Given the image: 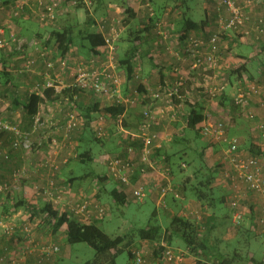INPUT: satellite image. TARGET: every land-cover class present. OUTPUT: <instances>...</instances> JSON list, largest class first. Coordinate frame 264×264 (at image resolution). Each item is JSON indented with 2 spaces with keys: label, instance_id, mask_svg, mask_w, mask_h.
I'll return each instance as SVG.
<instances>
[{
  "label": "trees",
  "instance_id": "1",
  "mask_svg": "<svg viewBox=\"0 0 264 264\" xmlns=\"http://www.w3.org/2000/svg\"><path fill=\"white\" fill-rule=\"evenodd\" d=\"M81 1L86 3V0H65L64 3L61 5L62 8L61 11L65 9L63 8V6L66 7V5L70 4L71 2H77L76 5H73L75 10L77 11L84 10L85 8L82 6ZM172 1L174 2L175 6L177 5L178 9L181 10L185 5L189 3V1L192 0H172ZM148 3L152 8H154L151 5L150 0H148L146 4ZM3 7H6V5H4ZM6 9L9 10L8 8ZM126 10L130 14L133 12L130 9V7H128ZM153 10H154L153 16H150V13L147 11V16L150 21L149 23H147V25L151 24L152 28L157 31V27H156L157 21L160 19L161 17L160 14L162 13V11L160 10H165V9L162 8L157 11L155 9ZM13 12L14 11L11 12L12 13L11 18L14 20L21 19L23 17V14H25V10L20 11L19 15H15V13ZM31 15L34 16L32 12ZM186 15L187 14H185L183 19L176 24V33L175 32L173 33L177 34L178 31H181L180 40L188 42V40L191 38L189 36L192 32H201L205 30L206 21L198 22L194 20L192 17H188ZM86 16L87 19L86 22L84 23V28L80 29V31H78L77 34H75L77 28V26L75 25H65L61 28H58V27H45L39 23L42 27L49 29V35L47 40L48 42L44 44V48L46 49L50 48L52 52L55 49L56 53L53 54L51 52L52 56L49 55V57H47L46 59L48 62L53 63L54 65L53 69H47V63L44 61L40 60V64L38 63L39 61L37 62L36 67L38 71L41 70V72H43L44 75L37 74L39 76L38 81H36L35 85L33 86L34 88L36 85L40 86L41 91H34L31 94H27L23 100L24 101L23 111L25 115L28 116V120L30 121L27 122L30 126L25 131H30L33 123V118L40 112L41 106L49 105L55 102L59 103V101L64 102L65 99H68L70 102H74L75 104H77L76 98H78L79 95L83 93L78 89H72L66 86L60 92H58L56 89L57 86H60L58 85L59 84L58 81H55L56 83L54 82L56 87L54 86L51 88H44V87L42 88V85L46 81L45 74L49 73V75L52 76V78L54 79L55 70L57 69V67L59 68V65H62V61L68 62V58L72 56V50L74 48L80 49L81 53L88 58V62L90 63L91 61L92 65L88 66L89 70L92 69L98 70L101 67V63L105 61L106 54L103 51L104 48L106 47L105 37L98 28L97 22L95 21V18L92 16V13H90L89 10H86ZM34 19L36 20V17ZM129 20L130 19L126 20L125 24H127ZM126 26H129L130 28L129 24ZM149 29H150L149 27H146L144 29L139 27H137V29L135 28L130 29L129 30L130 36H128L127 39H124V41L127 43V48L124 49L125 54L124 55L116 54L118 71L120 70L124 71L126 76L124 84L126 90L129 91V93H131L130 97H132V99L137 98V92L138 93L140 92L139 88H141L140 84H142L141 77L139 81H135L137 74L142 69L141 66L138 65L140 64V62L137 60V57L139 54L143 52L142 47L146 46L145 36L149 32ZM159 38H160V42H162L163 37H159ZM164 39L166 41V39L168 38H164ZM13 47L14 45L11 46L10 48L2 49L0 51L3 50L14 51L15 49H13ZM95 58H98V62L96 61L97 59ZM1 74H4V71H2ZM137 85L139 86L137 87ZM133 91L135 92L132 93ZM165 92L169 93V91H165ZM179 94H180L179 96L173 97L175 104H179L183 100V98L181 97L184 96L185 92L180 90ZM125 96L128 97V94H126ZM152 96L153 94L150 96L151 99ZM138 102L139 101L137 99L136 105H132L129 108L136 107ZM129 108H127L124 104H119L117 102H114L109 107L105 109H101V106L97 101L83 109H80L79 110L80 112L77 111L83 117V124L73 128V130L68 134V140L69 139L72 140V142H75V145H77L76 148L77 153L74 157H71V159H69L65 165L67 167L69 165H74V164L76 165L80 164L85 166L91 162H95L97 156L95 155L94 150L90 146H88V143H97V144H101L102 146L104 144V140L98 137L93 129L94 122L97 119L96 115L100 113H104L103 115H107L106 119L113 120L114 123L115 122L117 123L119 117H122L123 118L122 126L125 130L129 131L128 129L130 128V126L127 124L124 118V115L126 114V111ZM205 119L206 117L204 114V107L202 105L189 104L188 114L186 117L187 120L186 129L188 133L194 134L193 138H189L188 136L186 138L180 137L175 140V144H174V147L175 146L180 147L182 146V144H186V146L188 145L187 148L191 149L190 154L192 155L190 156V159H186L185 161L179 163L178 168L180 171H182L185 169L186 166L193 165L195 167L192 175L186 177L182 181L181 186L183 187L185 198L192 199L198 205L201 219L198 220L199 217L186 216L184 212H180L172 217L171 224L170 226L166 227V229H164L162 225L156 222L155 220H153V223H149L148 226L140 228L137 231V235L141 242H155L158 245V247H156L155 251H153L152 253L151 261H147L150 264H166L165 252L167 250V247H171L176 253L179 251L188 253L190 257L192 256L197 260L198 264H235L237 258H239L238 257L239 253L237 251L233 255L228 256L220 252L219 250H216L214 246H211L209 240L210 239L209 234L215 226L212 224L216 223L218 219L233 220V214L235 212H239L240 207L238 209H234L232 206V203L233 201H235V196L238 193V191L234 188L230 179L226 177L225 172L222 173V169H224V165L222 163H219L214 167H210L207 163L206 151L211 146V144H207L206 142L205 143L203 142L205 138L202 136L200 130V125L205 121ZM140 120L141 121L139 123V127L143 120V114ZM247 121L249 122L248 119H246V122ZM138 131L139 128L138 130L137 129L135 130V132ZM87 134L90 135L91 137L93 136L94 140H92L91 142L88 141L86 137ZM233 138L239 139L238 137H233ZM201 142L203 144L202 151H199L200 147L198 148L199 145L198 143L201 144ZM194 143L196 146L195 148L192 146ZM122 144L125 148V154H123L122 156L126 155V148H127L126 145H132L133 147L136 148L138 147L139 151H141L143 147L142 142L140 140L139 141L137 139L134 140L132 139V137H129L127 139L122 138ZM243 147L244 146L241 145L240 142V150L243 152L246 149L251 151L252 154L251 156L260 157L263 156L264 154L263 151L253 143L248 144L247 148L246 147L243 148ZM187 148H185L184 150L178 153L171 155L166 153V151L164 150L163 157H165L167 160L161 157L162 161L165 164L164 170L168 169L170 171L169 174H172L174 185L176 184L175 182L176 180L174 179H176L177 177L174 175V172L172 171L173 169H171L172 159L173 157H175L176 154H180V155L183 154V156L189 155ZM156 151H161V149L159 148L155 149L153 156L155 155ZM59 175H60V170L54 177L49 176L48 178V180L50 179L55 181V188L53 189V192L56 197L58 196L63 197L64 189H71L66 186L67 185L66 182H68L70 186L71 184L74 185L75 183L82 182L83 180L89 177H92V179L94 180V184L99 188L101 192L107 191L106 183L107 181H109V174L100 175V174H96L95 172H92L91 175L88 174L76 175V173L73 172L71 174L72 178L68 180L64 179L63 181L60 180V178L58 177ZM7 184L11 186L13 184V181L12 180L8 181ZM167 185L165 184L164 186H162V188H164ZM225 188H228L229 191H226ZM186 190H191V191L186 192ZM231 192L233 194L234 199L233 197L230 198ZM109 193L116 206L121 207L129 204L128 195L117 186L112 188ZM248 193L258 196L252 192H247V194ZM95 200H96L95 202L98 205L104 208L103 204H101L100 202L101 200L100 195H98L97 199ZM173 202H176L175 198ZM22 208H27L29 209L28 210L29 214L37 216L38 218H42L40 226H46L47 228L51 229L52 233H54L55 235H57L58 233H63L65 235V242L67 244L72 246L77 244H86L89 248H91L95 252L96 256L94 259L88 260L83 264H118L117 259L124 250H127L129 252V257L131 260L133 259L134 262L135 259L134 251H131V249H129L130 246L134 244L132 235L125 234L123 236L120 235V236L112 237L99 226L100 222H102L105 219L106 211H105V216L102 220L98 221L92 219L91 221H87L83 217H78L77 215L69 211L67 208L64 211H61L59 205H56L54 203L44 202L42 205H39V203L35 201L34 198H32V200L21 198L12 207L10 213L13 214L15 212H18ZM224 211L226 212V214H224ZM93 214L96 213L92 212L91 215ZM153 216H156V212L154 213ZM241 216L243 217L242 214ZM250 219L253 218L251 217ZM242 221H249L250 226L249 227L244 226L242 224ZM235 226H239V230L240 231L242 230L243 232L245 230L246 232H251L253 228L256 227V225L253 226V224H251V220H249L248 217H245L244 219L239 221V224ZM162 239L164 240L165 243L162 241ZM9 243H11V246H13V239H11ZM174 244H177L178 248L174 249L172 247ZM6 252H7L6 249H2L0 251V255L3 256ZM187 256L188 255H185V257ZM249 259L251 264H264V259L260 260L254 257H251Z\"/></svg>",
  "mask_w": 264,
  "mask_h": 264
},
{
  "label": "built area",
  "instance_id": "2",
  "mask_svg": "<svg viewBox=\"0 0 264 264\" xmlns=\"http://www.w3.org/2000/svg\"><path fill=\"white\" fill-rule=\"evenodd\" d=\"M64 0H34L36 2V8L32 10V14L36 17V20L45 27H54L58 22V18L61 13V5ZM218 7H226L229 11V19L219 24L221 33L227 32H243L244 36H250L252 28H247L250 23V17L246 12L247 6L250 7L257 2V0H248L246 6L236 4L233 0H217ZM74 5L77 2H73ZM148 12L150 16L154 15V10L148 3ZM22 8L17 9L15 15H19ZM15 12V11H14ZM56 27V26H55ZM98 28L105 37L106 47L104 48L106 60L101 64L98 70H89L86 68H80L79 73L74 77L71 84L67 87L72 89H78L82 92H90L94 94L106 95L116 101L119 104H124L127 108L132 106L135 101L127 96H122L121 87L123 81L118 76L117 66V43L120 39V29L115 28V25L108 23H99ZM120 28V27H119ZM255 29L260 34L264 33V21L259 20L255 25ZM221 33L213 34L211 38L205 42L199 38L191 37L184 47V55L194 62L193 67L199 68L200 66H212L218 65L221 53ZM25 42H22L16 37L15 34L7 35L4 28H0V50L10 48L13 45H17L18 48H22ZM34 46V43L32 44ZM41 56V57H40ZM39 58L41 61L47 63V69H53L54 65L48 62L46 53H41ZM38 61L28 59L23 65L22 73H35L38 75H44L43 72L38 71L36 65ZM39 63V62H38ZM63 67L66 68V61H62ZM64 68V69H65ZM46 81L42 85V88H51L55 86L54 79L49 73H46ZM141 75L137 74L135 81H139ZM247 86L239 87L236 93L233 95V104L238 109L240 114H244L245 118L251 122H255V128L259 133V137L264 140V79L261 84L247 83ZM181 86V85H180ZM180 86H175L168 93V97L173 103V97L179 96ZM56 87V86H55ZM57 86L56 89H63L66 85ZM40 86L36 85L34 91H40ZM163 89L160 88L158 92L152 96L153 101L163 100ZM33 91V92H34ZM226 91V85H220L218 87H211L207 89V93L211 97L222 95ZM183 98V97H181ZM255 101V107L251 106L252 101ZM174 104V103H173ZM59 105L67 107L62 108L61 111L64 116L65 124H61V121H49L45 120L41 110L33 118L32 127L30 133L23 132L19 129L18 125L9 123L0 116V130L8 132L13 135L11 147L13 150L29 151L33 149L30 144V135H40L41 132L46 135L47 139L55 145L57 142L52 134L59 133L61 130L66 129L69 134L73 128L83 124V117L76 112V105L74 102H70L65 99L64 102L59 101ZM162 111L155 108H146L143 111V120L139 127L137 134H133L125 130L122 126L123 118L119 117L117 123L121 125L120 134L125 135V139L132 137L134 140H140L142 142V149L139 151L138 147L132 145H126V155H105L102 163L107 166L109 178L117 183V187L123 190L126 194L130 190L131 196L138 202H144L147 200L150 194L149 182V169H154V162L152 156L155 149L159 148V134L155 132L154 126L161 119ZM177 113L172 112L171 119L175 120ZM103 120L99 127L96 122L93 125V129L96 135L103 140L108 139V133ZM82 119V122L80 121ZM63 120V122H64ZM118 124V125H119ZM63 127V129H62ZM120 127V126H119ZM202 136L215 142L216 144H227L228 147L223 151V165L226 177L230 179L234 188L238 191L233 201L232 206L234 209L239 208L240 201L247 194L252 192L260 197H264V162L260 157H254L246 155L240 150V141L237 138H230L227 126L223 122H212L206 120L202 123L201 127ZM66 135L65 138H67ZM40 145V144H39ZM2 154V153H1ZM5 161L10 160L9 154H2ZM45 168L53 171V177L59 172V166L53 161H48L43 164ZM166 175H170L168 169L165 170ZM24 172L17 170L13 173L12 186L7 183H0V196L5 192L10 193L15 187V183L24 180ZM50 176V175H49ZM51 176V177H52ZM55 188V181L48 180L46 184L35 185L33 190V198L35 201H43L46 203H54L61 206V211L66 208L77 215L83 217L87 221L102 220L105 216V208L98 205L95 198H88L84 196L78 200L67 202L65 197L54 195L53 189ZM15 190V191H17ZM170 191L169 185L160 189V195L165 197ZM177 197V195H176ZM95 212L96 214H92ZM25 215V216H24ZM11 221L7 223H0V246L4 238H13L18 233L22 235V241L25 245L24 259H18L13 254L0 255V264H63L58 260L60 253V247L56 243L46 244L37 241L35 237V228L39 227L42 218H38L28 212L26 214L20 211L13 213ZM242 219L240 212L233 214V223L238 225ZM16 220H20V224L17 225ZM32 223H35L32 225ZM256 227L260 228V234L264 237V207L262 208L261 215L256 221ZM18 243V241L16 242ZM175 252L171 247H167L165 252L166 264H198L194 257H190L188 253ZM135 259L133 264H150L145 259V255L141 251L134 252ZM185 255H188L185 257ZM27 258V260L25 259ZM28 258L32 259L31 261ZM194 261L192 263V261Z\"/></svg>",
  "mask_w": 264,
  "mask_h": 264
},
{
  "label": "rangeland",
  "instance_id": "3",
  "mask_svg": "<svg viewBox=\"0 0 264 264\" xmlns=\"http://www.w3.org/2000/svg\"><path fill=\"white\" fill-rule=\"evenodd\" d=\"M28 1L30 2V4L31 3L33 4L32 9L34 10L36 8V2H34V0H25V5H28V3H29ZM64 1H63V3H64ZM113 1L116 3L117 6L116 5L112 6L111 9H109L110 12L107 11L105 8H102V9L100 8L97 11V14H98L97 18L99 20L97 22V25H99V23L105 22V23H108L110 25H115V28L121 30L120 31V39L117 43V55H124L125 54L124 49L127 48V43L124 41V39H127V37L130 36V31H129L130 29H133V28L137 29V27H138L137 26V20L134 17L133 12L131 14L129 12H127L126 9L129 6H127V4H125V2H123V0H113ZM233 1L236 4H238L235 0H233ZM147 2H148V0H144V3H145L144 7L148 11V8L146 6ZM0 3L2 5L1 0H0ZM131 3H132V1H131ZM204 3H206V4L204 5ZM217 3H218L217 0H204V2H203V0H192V1H189V3L183 7V10H184L185 14H189L188 15L189 17H192L196 21L201 22L207 16L206 11H210L209 9H211V10L217 12V14H218L217 20H219L220 23H222V22H225L229 19L230 13L226 7L220 8V9H224L225 12L223 10H218V11L215 10V8L218 6ZM70 4H72V5H70ZM70 4H67L66 7L63 6V8H65V9H63L61 11L60 16L58 18V22L56 23L57 24L56 27L61 28L65 25H75V26H77L75 34H77L78 31H80V29L84 28V23L86 22V19H87L86 10H89V12L92 13V12L96 11L97 9H96V6H93L90 3H87V2L85 3V2L81 1V4L85 9L84 10H78V12H77V10H75L73 7V5H74L73 2H71ZM166 4L172 5V4H174V2L172 0H155L154 1V7L157 10L161 9L162 6L165 7ZM22 5L23 4L20 2L17 4V6H16V3L13 4L12 6L10 5V7H3L4 5L0 6V28H4L7 35L12 34L13 32H11V31L8 32L6 30V28L8 29L9 27L5 26V23H6V21H10V18L12 15L11 12L15 11L13 13H17L16 9L22 8ZM123 5H124V7H123ZM6 8H8L9 10H7ZM204 12H205V14H204ZM162 13H163L162 14L163 18L160 17V19L157 21V26H156L157 31L155 30L156 32H154L157 35V36H155L157 38L156 43L161 45L159 37H163V39H162L163 42L165 41L164 38H168V39H166V43L164 42V45L166 46L165 51H167L169 55H172L173 57L174 56L177 57V60L182 62V65L179 68L180 70H185V68L186 69L188 68V70H189V67L185 64H189L190 62L192 63V60L188 59L184 55V50H183L184 56L178 53V52H181L179 49V43H178L179 41L173 40V37H175L174 33H172V32H174L173 28H170L171 26L169 24L165 23L166 22V16H164V12H162ZM224 13H227V15H228L227 20H224V17H225ZM128 19H130L129 22H127V24H125V21ZM134 20H136L135 24L133 22ZM37 23L39 24V22H37ZM128 24L130 25V28H129V26H126ZM46 30L48 32H45L44 37H48V35H49V29H46ZM218 33H221V31L219 29L216 31V33L214 32V34H218ZM13 34H15V33H13ZM148 34H150V33H148ZM225 34L226 33H221V37L223 38ZM16 37H18V36L16 35ZM145 40L148 41L151 45L152 41L149 39V37L145 36ZM22 42H25V41H22ZM31 47L33 48V50L35 51L36 54L29 55L27 57V59H25L24 65H25L26 60H28V59L29 60L33 59L35 61H39V64H40L41 59L39 58V56L41 55L42 52L46 53L47 57H49V55L52 56V53L53 54L56 53L55 49L52 52V50H50V48H48V49L44 48V43L34 42V46L31 45ZM144 47L145 46H143V48ZM22 48H18L17 45H14V47H13V49H16L17 51L22 50ZM148 48H149L148 46L145 47V49H148ZM74 49L76 50V48H74ZM227 49L228 48H225V50H227ZM49 53H51V54H49ZM178 55H180V56H178ZM181 57L182 58L184 57V59H181ZM95 59H97L96 61L98 62V58H95ZM105 60H106V57H105ZM137 60L140 62V64H138V65H140L142 67V65H144V61H145V59L143 58V55L139 54L137 57ZM188 61H190V62H188ZM150 62H151V60L148 59L149 66H151ZM219 62H220V59H219ZM219 62H218V65L216 66V68L220 66ZM89 65L91 66L92 64H91V61H90V63L88 62V58L86 56H83V55L81 56L79 54L74 53V54H72V56H70L68 58V62H66V68L63 67V65H59V68L57 67V69L55 70V73H54V76H55L54 82L58 81V83H59L58 85L65 86L63 84L62 80L66 76L69 75V77H71V79H74V77L77 75V73H79L80 68L88 69ZM226 65H228V64L226 63ZM191 66L193 67V63L191 64ZM211 67L208 66V71L211 72L210 74L212 75V77L210 79L211 82L210 83L204 82L203 85L200 84L199 86H196V88H195L196 90L197 89H201V90L199 93H197L198 91L195 90L197 95L192 94L191 100L195 103L198 96L205 97V101H206L207 107H208V109L206 111V115H205L206 120H210L212 122H223L227 126V128L229 129L230 126L234 125V124L232 125V121H233L232 115H234L236 120H241L242 124H244V120L246 119V118H244L245 115L240 114V112L238 111L237 108L234 109V106H233L234 104L232 105L231 103H229L225 109H222V106H221L222 97L224 94H226V91L224 94L217 95L214 98L209 96V94L207 93L208 88L210 89L211 87H218V86L224 85V84L226 85V90H228V91L230 90V89H228L229 83L227 81V79H228L227 75H229L228 73H230V71H232L231 68L229 66H225L224 68L217 70V69H214L215 67L214 68H211ZM201 68L204 69L205 67L202 66ZM196 69H198V68H196ZM219 71H221V72H220V74L217 75V72H219ZM204 73H206V71H204ZM29 74H32V73H29ZM183 74H184V72H183ZM183 74H180L178 76L179 77L177 80L178 83H175L174 87L181 85L180 82L184 80V78L181 77ZM118 76H120V78L123 82L125 81V77H124L123 72L120 73V71H118ZM124 87H125V84L123 83V85L121 87V92H122V90L124 91ZM166 91L170 92L171 90H166ZM236 91L237 90L235 89L234 92L236 93ZM134 92L135 91H133L132 93H134ZM83 93H87L90 96H94L99 100L101 98L102 99L105 98L106 103H108V104H110V102H112V104L114 102H116L106 95H100V94L96 95V94L90 93V92H83ZM165 95H167V97H168V93L163 91V99H166ZM122 96H124L123 93H122ZM130 96H131V93L128 94V97L132 98ZM133 100L135 101V103L133 105H136L137 98H133ZM2 101H3V99L0 100L1 105L4 103ZM62 108L68 109L67 107H62ZM62 108L59 105V103L55 102V103H52L49 105L41 106V113H42L43 117L45 118V120H49V121H51V120L56 121L57 120V121H59V119H56V117H57V114H61L60 110ZM0 116L3 119H5L6 121H8L9 123H12L14 125H18L19 129L21 131L30 133V131L23 130L20 127V125L18 124L17 120L11 121L10 119H8L7 114H6V110H1V107H0ZM105 116H107V115H105ZM101 118L102 117L100 116L98 118V120L95 121L97 124V127H99L101 122L103 121V120H100ZM80 121L82 122V119H80ZM113 122H114L113 120H110V123H113ZM64 124H65V120L63 122V125ZM118 124L119 123L115 124V128L117 126V129H119V131L120 130L122 131L121 125L120 124L118 125ZM185 125H187L186 119L182 120V124H181L180 128L183 129ZM201 125H200V127H201ZM62 129H63V127H62ZM242 129H243V125L240 126L239 131H242ZM116 131H117L116 129H114V131H112L111 129L109 131H107L108 136L111 140L109 141V143H107L109 139L104 140V143H105L104 146H102L101 144H97V143H88V146H90L94 150L95 155L97 156V158L99 157V159H96L95 162H91L85 166L80 165V164L72 165L76 175H78V174H80V175H83V174L91 175L92 172H95L96 174H100V175L109 174L107 166L102 163V160H103V157L105 155H112V156L116 155V153H114V150L111 149V146L114 147L115 146L114 142H116V140H119V137L122 136V134L120 135L118 133V131L117 132ZM156 131L157 130L155 129V132ZM2 132L3 131L0 130V133H2ZM129 132H131L135 135L137 134V132H135V131H129ZM164 132H166L167 134L169 133L168 131H164ZM157 133L159 134L158 131H157ZM244 134H245L244 132H241L239 134L234 133V136H232L231 138L238 137L240 139L242 136L243 137L245 136ZM66 135H68L66 129L61 130L59 133L52 134V136L57 141L55 143V145L50 142V139L48 140L47 137H45L46 135H44L43 132H41L40 135H37V134L30 135L29 139H30V144L33 146V148L35 150H38V149L44 150L45 149L47 151L46 157H44V162H43L44 164L51 160L56 165H58L59 169L61 170L62 166L65 165L68 162V160L71 159V157H74L77 153L76 152L77 145H75V142H72V140L69 139L70 140L69 141L68 137L65 138ZM193 135H194L193 133H189L188 137L193 138ZM86 137H87L88 141H90V142L92 140H94V137L93 136L91 137L88 134ZM159 137H160V135H159ZM124 138H125V135H124ZM169 139H171V137ZM242 139L243 138H241V140ZM160 140H161V137L159 138V141ZM166 140H168V139L166 138ZM110 142H111V144H110ZM203 142L204 143L206 142L207 144H211L213 147L215 145H217L221 149H222V147L223 148L228 147L227 144H216L215 142L212 143V141H209L207 139H204ZM198 144H199L198 148L200 147L199 151H202V145H203L202 142H201V144L200 143H198ZM74 146H75V149H74ZM187 146H186V144H182V146H180V147L175 146L176 153L184 150L185 148H187ZM192 146L195 148L196 147L195 143ZM30 151L31 150H29V152ZM49 151L50 152L52 151V152H51V154L48 155V153H50ZM187 151H188L189 155L183 156V154H181V155L176 154L175 157H173V159H172L171 169H173L172 171L174 172V175L177 177V178L175 177L176 179H174V180H176L175 185L172 182V174H170V175L165 174L166 173L164 170L165 164L164 165L162 164L161 159L158 160V162H157V165H159V169L157 168V170H158V172L161 173L158 176V178L160 177L159 179H161V177H162L163 180H166L167 184H168V182L170 183L169 186L173 190L169 194H171L172 196L174 195L176 202H173L174 198H172L171 201H169V199H166V197L169 194L166 197H162L161 195H160V197H158L157 195H154V196L148 197L147 200H145L144 202H138L131 196L130 190H128L127 194L129 195V197H128L129 198V204L126 206L119 207V206L115 205V203L112 200L111 195L109 193L111 191V189L115 187L114 180L109 178V181H107V183H106L107 191L103 194V192H101L99 190V188L94 184V180L92 179V177L86 178L82 182L75 183L73 186L71 185V187L69 186V183L66 182V184H67L66 186L68 188H71V189H64V197H65L67 202H69V201L72 202L74 200H78L80 198H83L84 196L92 199V198H95L97 195H100V197H101L100 202H101V204H103V206L105 208L106 216H105V219L102 222H100L99 226L107 234H109L112 237H116V236H120V235L123 236L125 234L132 235V239L134 240V244L132 246H130L129 249H131V251H134V252H137V251L143 252L145 255V259L147 261H151L152 253H153V251H155V248L158 247V245L155 242H141L138 238V235H137V231L140 228L148 226L149 223H153V220H155L156 222L160 223L164 229H166V227L170 226L171 221H172V217L175 214L180 213V212H184L186 216H195V217H199L198 220L201 219L198 205L192 199L185 198L183 187L181 186L182 181L186 177L191 176L193 173V170L195 168L193 165L192 166H186L185 169L182 171H180L178 168L179 163L185 161L186 159H190V156L192 155V154H190L191 149L187 148ZM221 153H222V151L220 153L219 152L215 153L214 155L209 154L208 157H206L207 163L210 167H214L215 165H218L217 161L220 160L219 154H221ZM61 156H62V160L59 162L57 160V158H59ZM10 160H8V161H10ZM25 168L26 167H24V168L21 167V168H18L15 170V171L21 170V172L25 173V175H24L25 179L22 181L20 180L19 183L18 182L15 183V187H20L23 183H25V181H29L28 177H27V175H28L27 171L28 170L27 169L25 170ZM47 170H48V172H47L46 176L48 177V174H49L51 177L53 175V171H50L49 169H47ZM65 174H66V179L68 180L69 177L71 176L70 171H66ZM12 175L8 180H13ZM8 180L2 179V180H0V182L1 183L2 182L7 183ZM157 181L158 180H155V182H157ZM40 183H41V185L46 184V182H43V183L40 182ZM159 184H160V182H159ZM35 185H40V184L33 183L31 186L32 191L34 190ZM151 189H152V187H151ZM160 189L159 190L156 189V190L160 191ZM225 189H226V191H229L228 188H225ZM15 190H17V189H14L11 192V194L5 192L3 195L0 196V223L5 224L8 221L12 220L11 217L13 214H11L10 211H11L12 207L17 203V201L19 199H21L20 194H17ZM189 191H191V190H186V192H189ZM176 195H177V197H176ZM232 197H233V194L231 192L230 198H232ZM233 199H234V197H233ZM38 203H39V205H42L43 201H38ZM166 203L168 205L167 209H166V205H165ZM243 204L244 203H242V200H241L239 207L241 208V206ZM60 209H62L61 206H60ZM28 210L29 209H27V208H22L19 211L23 214H26L28 212ZM155 212H156V216H153ZM224 214H226L225 211H224ZM242 219H244V218H242ZM16 223H17V225H19L20 220H16ZM34 224L35 223H32V225H34ZM242 224L246 227L250 226L249 221H242ZM212 225H215V226L209 234V237H210L209 240H210L211 246H214L216 248V250H219L220 252H222L228 256L233 255L237 251L239 253L238 254L239 258H237V261L235 262V264H251L249 261L250 260L249 258L251 257L252 254L253 255L256 254L257 257L259 256L258 258H260V256L262 254H264V249H263L264 237H262L261 235L255 234L254 231H251V232H246V230L244 232L242 230L240 231L239 226H235L232 219L231 220L218 219L216 221V223H214ZM34 231H35V237L37 238V241L42 242V243H46V244L56 243L58 246H60V253H59L58 258H59V261L64 263V264H83L84 262H86L88 260L94 259L96 256L95 252L91 248H89L86 244H77V245H73V246L69 245L65 242V235L63 233H58L57 235H55L54 233H52V230L47 228L46 226L36 227ZM0 232H1V228H0ZM12 239H13V246H11V243H9L11 241V238H4L2 241V244L0 246V251L2 249H6L7 254H10V255L13 254L18 259H24V257H25L24 248H25L26 244H24L22 241L21 233H18ZM17 241H18V243H16ZM162 241L164 242L163 239H162ZM172 247L174 249L178 248L177 244H174ZM25 259L27 260V258H25ZM28 260L31 261L32 259L28 258ZM193 262L194 261H192V263ZM117 263L118 264H133V259L131 261V259L129 257V252L127 250H124L119 255V257L117 259Z\"/></svg>",
  "mask_w": 264,
  "mask_h": 264
},
{
  "label": "crops",
  "instance_id": "4",
  "mask_svg": "<svg viewBox=\"0 0 264 264\" xmlns=\"http://www.w3.org/2000/svg\"><path fill=\"white\" fill-rule=\"evenodd\" d=\"M2 5H6V7H10L9 5H13L16 3V6L18 3H22V7L25 10V14H23V17L19 20H14L10 18V21H6L5 26H8L9 28L6 30L8 32L15 33L21 41H25V44L22 48V50L17 51L16 49L14 51L11 50H3L0 51V74L2 71H4V74H1L0 76V100L3 99L2 102H4L2 105L0 104L1 110H6V114L8 119L11 121L17 120L18 124L23 130L28 129L30 126L27 122H30L28 120V116L25 115L23 111V103L24 98L27 94H31L34 91V85L36 81H38V75L35 73L28 74V73H22L21 69L24 65L25 59L29 55L36 54L31 45L34 42L37 43H46L48 42V37H44L45 32H48L45 27H42L39 25L34 17L31 15L33 4L30 2L28 5H25V0H1ZM132 1V3H131ZM154 1L150 0L151 5L154 7ZM239 5L246 6L248 0H235ZM10 2V3H9ZM87 3L92 4L93 6H96V11L92 12V16L95 18V21L98 22L97 18V11L101 8H105L107 11L111 9L112 6L116 5V3L113 0H86ZM127 6L131 8L133 11L134 17L137 20V26L144 29L146 27H149L150 34H146L147 37L152 41L151 45L150 43L145 40V47H149L148 49H145V47H142V55L145 59L144 65H142V69L140 70L141 74V82L140 84L141 88H139V93L137 92V99L138 103L137 106L134 108H129L126 111V114L124 115V118L127 122V124L130 126L128 129L129 131H135L139 128L140 119L142 116V112L146 108H157L159 111H162L161 119L159 122L154 126V130L156 129L159 132V135L161 137V140L159 141V149L161 151H156L155 155L153 156L154 161V169H149V187H150V194L149 197L157 195L160 197V191H158L161 186H164L166 183V180H163L158 178V176L161 174L158 172L157 168L159 169V165H157L158 160L163 157L164 150L168 154H175V140L183 137L186 138L189 136V133L187 132L186 125L183 129L180 128L182 124V120L186 119V115L188 114V105H196L200 104L204 107V114L206 115V111L208 109L207 103L205 101V97L198 96L196 102L194 103L191 100V95L200 92L201 89H195L196 86H199L200 84L203 85L204 82L210 83V79L212 75L211 72L208 71V66H204L205 68L202 69L200 66L198 69L191 66L192 63L190 61L189 64H185L189 67L185 70H180V66L182 65L181 61L177 60V57H173L172 55H169L167 51H165L166 46L164 45V42L162 41L161 45H159L157 42V38L155 36L156 32L155 29L152 28L151 24L147 25L149 23V19L147 16V10L144 7L145 3L144 0H123ZM204 2V0H203ZM206 3H204L205 5ZM0 3V6H2ZM117 6V5H116ZM124 7V5H123ZM176 7V8H175ZM205 7V6H204ZM160 10L164 12V16H166V24H169L173 28V31L176 33V24L183 19L185 16V12L183 8L180 10L178 9L177 5L175 4H166L165 8L164 6L161 7ZM206 8V7H205ZM221 7H216L215 10H223L220 9ZM155 10H157L154 7ZM207 10V9H206ZM210 11L207 12V16L202 21H206L205 30L201 32H192L189 37H197L205 42H207L211 36L216 33V31L219 29L220 21L217 20L218 14L216 11H213L209 9ZM78 12V11H77ZM110 12V11H109ZM246 12L248 16L250 17V23L247 25V28H252V33L250 36H244L243 32H228L224 35L221 41V53H220V62L219 67H211L214 69H221L225 66H229L232 71L228 73L227 75L229 87V91L226 90V94L222 97V109H225L226 106L231 103L233 105V95L235 94L234 90L238 89L239 87L247 86V83H258L261 84L264 79V33L260 34L255 29V25L257 21L263 20L264 21V0H257L254 5L246 8ZM79 14V13H78ZM162 14L160 16L162 17ZM205 14V12H204ZM187 14L186 16H188ZM224 20H227V13H224ZM189 17V16H188ZM163 18V17H162ZM134 20V24L136 22ZM195 20V19H194ZM132 24V23H131ZM57 25V24H56ZM55 25V26H56ZM54 26V27H55ZM179 30V29H178ZM220 30V29H219ZM181 31H178L177 34L174 33L173 40L179 41V49L181 52H178L179 54L183 55V50L185 45L187 44V41L180 40V33ZM173 33V32H172ZM170 48V47H169ZM225 48H228L225 50ZM156 50V51H155ZM79 54L83 55L80 51V49H73L72 54ZM35 56V55H34ZM85 56V55H83ZM180 56V55H178ZM184 56V55H183ZM148 59L151 60V66H149ZM181 59H184V57ZM226 63L228 65H226ZM206 73H204V71ZM123 72L124 77L125 73L123 70H120V73ZM184 72V74H183ZM221 71L217 72V75L220 74ZM216 73V72H215ZM180 74H183L181 77L184 78L183 81H181L180 90L184 91L185 94L183 96V100L179 104H174L171 102V100L166 96V99L160 100V101H153L151 99V95L157 92L160 88L163 89V91L171 90L175 83H178V76ZM216 75V76H217ZM126 79V78H125ZM71 81V82H70ZM73 79L71 77L66 76L62 82L64 85L71 84ZM183 84V85H182ZM139 85H137L138 87ZM64 87V86H63ZM142 89V90H141ZM62 89L60 88L57 90L60 92ZM198 91L197 93L195 92ZM228 91V92H227ZM234 92V93H233ZM15 93V94H14ZM122 93L124 96L126 94H129V91L126 90V87H124V91L122 90ZM77 104L76 105V112L80 109H83L92 103H95L98 101V103L101 106V109H105L112 105V102L110 104L106 103L105 98H101L100 100L97 99L94 96H90L87 93H82L79 95L78 98H76ZM174 101V100H173ZM189 103V104H188ZM234 106V105H233ZM252 107H255V101L253 100L251 103ZM6 107V108H5ZM62 108V106H61ZM65 109V108H64ZM235 109V106H234ZM237 110V109H236ZM61 111V110H60ZM59 111V112H60ZM82 111V110H81ZM80 112V111H79ZM172 112L177 113L176 120L171 119ZM78 113V112H77ZM185 113V114H184ZM80 115V113H78ZM104 113H100L96 115V120L101 116L105 117V126L106 130L109 131L110 129L114 131L116 129L119 132V129H117V126L115 128L116 123H110L109 119H106V116L103 115ZM100 115V116H99ZM186 116V117H185ZM232 125L228 129L229 136H234V133L239 134L241 132H244L245 136L241 137L243 138L240 142L241 145H243V148H247V145L250 143H253L256 145L259 149H261L264 153V140H262L259 137V133L257 132L255 128V122H246V119L244 120V124H242L241 120H236L235 116L232 115ZM63 113L61 111V114H57L56 119H59L61 121V124L63 123ZM245 118V117H244ZM95 123V122H94ZM110 123V124H109ZM111 125V126H110ZM243 125L242 131H239L240 126ZM162 129V130H161ZM31 130V129H30ZM116 131V132H117ZM156 131V132H157ZM163 131V132H162ZM164 131H168L167 134ZM121 135V134H120ZM119 135V136H120ZM165 137V138H164ZM171 137V139H169ZM122 138H124V135L119 137V140H116L115 146L111 149L114 150V153L116 155H123L125 154V148L122 144ZM166 138L168 140H166ZM13 136L9 134L8 132L5 134L0 133V180H8L13 172L21 167H26L28 171V180L23 183L19 189L16 191L17 194H20L21 198H26L32 200L33 198V191L31 190V186L33 183L41 184L40 182H46L49 178L47 172L48 170L44 167V157H46L47 151L44 149H38V150H31L24 151V150H13L11 147ZM108 142L111 140L108 136ZM124 140V139H123ZM111 144V142H110ZM105 143L103 144V146ZM225 148L222 147V149L215 145L214 147L211 145L208 150L206 151V157H208L209 154L214 155L215 153L219 154V161H217V164L222 163L223 164V151ZM50 152V151H49ZM52 152V151H51ZM48 153L49 154H51ZM8 153L10 155V161H5L2 157V154ZM244 153L246 155H252L251 151L245 150ZM62 154V153H61ZM165 157H163L164 159ZM264 162V154L263 156H260ZM96 159H99L96 158ZM95 159V161H96ZM57 160L60 162L62 160V156L57 158ZM165 160H167L165 158ZM162 164L164 165V162L162 161ZM161 167V166H160ZM66 171H70V175L74 172L73 166L69 165L68 167L66 165H63L60 170V175L58 176L60 180H66ZM225 170L222 169V173H224ZM75 173V172H74ZM153 176V177H152ZM72 178V175L69 177V179ZM27 180V179H26ZM155 180H158L155 182ZM11 181V180H8ZM160 182V184H159ZM172 182L174 184L173 178ZM170 183L168 182V185ZM14 185V184H13ZM73 186V184H71ZM70 185V186H71ZM161 185V186H160ZM115 186H118L117 183H115ZM160 186V187H159ZM152 187V189H151ZM170 187V186H169ZM158 189V190H156ZM173 189L170 187V191L167 193V195L172 191ZM152 191V192H151ZM105 191L103 192V194ZM249 194V195H248ZM246 196L243 197L242 203H244L239 212L243 215V217H248L249 220H251V224L256 225L257 219L261 215L262 208L264 207V197H258L255 195H252L251 193H248ZM128 195V194H127ZM166 195V196H167ZM98 196V195H97ZM97 196L95 199H97ZM165 196V197H166ZM248 196V197H247ZM129 197V195H128ZM172 198H175L174 195L172 196L169 194L166 199H169V201L172 200ZM166 209L168 208L167 203ZM242 217V218H243ZM253 219H250V218ZM255 234H260V228L254 227L253 230ZM262 236V235H261ZM263 237V236H262ZM264 249V245H263ZM251 257L257 258V259H264V254L260 256V258L257 257L256 254H252ZM250 257V258H251ZM132 261V260H131Z\"/></svg>",
  "mask_w": 264,
  "mask_h": 264
}]
</instances>
